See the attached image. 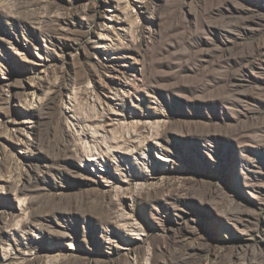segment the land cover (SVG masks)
Wrapping results in <instances>:
<instances>
[{
	"label": "rangeland",
	"instance_id": "1",
	"mask_svg": "<svg viewBox=\"0 0 264 264\" xmlns=\"http://www.w3.org/2000/svg\"><path fill=\"white\" fill-rule=\"evenodd\" d=\"M0 264H264V0H0Z\"/></svg>",
	"mask_w": 264,
	"mask_h": 264
}]
</instances>
